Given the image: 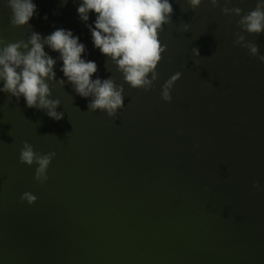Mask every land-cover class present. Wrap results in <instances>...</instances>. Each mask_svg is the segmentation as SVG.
Listing matches in <instances>:
<instances>
[{"label":"water","instance_id":"obj_1","mask_svg":"<svg viewBox=\"0 0 264 264\" xmlns=\"http://www.w3.org/2000/svg\"><path fill=\"white\" fill-rule=\"evenodd\" d=\"M79 2L35 0L30 24L13 27L0 0V38L70 29L97 63L95 76L123 83L94 47ZM172 3L159 79L149 91L125 83L115 117L88 110L90 98L75 93L47 46L62 119L0 92V264H264V62L235 44L240 17L223 13L226 0L195 10ZM256 3L227 6L247 14ZM244 35L264 54V33ZM177 72L169 103L162 86ZM24 141L56 153L44 184L36 165L20 162ZM25 192L37 202H21Z\"/></svg>","mask_w":264,"mask_h":264},{"label":"clouds","instance_id":"obj_2","mask_svg":"<svg viewBox=\"0 0 264 264\" xmlns=\"http://www.w3.org/2000/svg\"><path fill=\"white\" fill-rule=\"evenodd\" d=\"M210 2L213 6L220 5V0ZM231 2L226 0L222 11L240 17L241 31L236 34L235 44L248 49L250 55L264 62L259 45L248 41L244 35L264 33V0H257L256 7L247 14L240 7H228ZM63 3L67 4V0ZM187 3L195 10L204 0H187ZM7 6L11 9L13 27L29 25L38 14L35 0H7ZM173 12L172 0H80L77 6L80 20L89 29L94 47L121 73L123 83H117L113 77L95 76L98 65L85 58L86 45L72 30L61 27L46 36L32 31L26 41L7 42L0 38V92L8 93L18 101L23 98L27 107L46 110L50 118L62 119L64 114L57 111L61 101L52 98L49 83L56 81L57 59L45 50L47 46L59 54L60 70L75 93L90 98L88 110L103 111L115 117L125 106V83L149 91L159 79L158 65L167 51L160 32L165 25L172 23ZM92 14L95 18L90 23ZM189 30L190 26L185 23L183 31ZM193 53L200 56L198 48H193ZM181 76L182 73L177 72L163 84L161 97L164 101H172L171 91ZM65 82L59 80L61 86ZM55 156V152L38 153L32 144L24 141L19 159L23 164L36 165L35 179L44 184L49 179L48 170ZM254 187L260 189L261 185L257 182ZM37 200L38 197L31 192L21 196V202L28 204H35Z\"/></svg>","mask_w":264,"mask_h":264}]
</instances>
